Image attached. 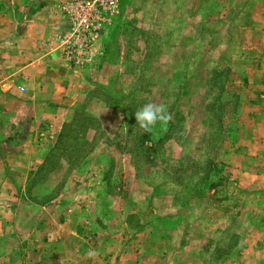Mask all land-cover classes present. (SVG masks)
Segmentation results:
<instances>
[{"label": "rangeland", "instance_id": "1", "mask_svg": "<svg viewBox=\"0 0 264 264\" xmlns=\"http://www.w3.org/2000/svg\"><path fill=\"white\" fill-rule=\"evenodd\" d=\"M54 2L0 0V264H264V0H120L92 64L59 52L67 112L34 117L5 42ZM147 103L166 133L136 124Z\"/></svg>", "mask_w": 264, "mask_h": 264}, {"label": "crops", "instance_id": "2", "mask_svg": "<svg viewBox=\"0 0 264 264\" xmlns=\"http://www.w3.org/2000/svg\"><path fill=\"white\" fill-rule=\"evenodd\" d=\"M197 4L199 6L202 3L198 1ZM57 5L58 1L56 0V2L51 4L48 3L46 6H42L36 10L35 16L38 15L42 17L44 13L48 19H42L44 21L41 20L38 24L31 23L23 33H18L13 37L11 44H9L8 41L5 42L6 48L8 45H11V48L14 50L15 48L17 49L14 51L15 53L18 51V53H21L22 57L25 58L21 66V73L23 76H21L22 81H20V84L26 86V91L24 89V98L26 102L25 110L31 112L34 117L42 116L53 118L54 115L64 116V113L68 110L65 107L75 99L74 96H77L76 88L79 87L78 84H75L77 77L72 74L60 60L59 52L61 45L57 52L52 53L51 51L54 44L57 43V41H55L57 34L54 32H58L61 28L59 24L60 18L57 16L55 10ZM231 5V2L226 1L223 5L225 7L224 10L221 5L222 13L225 14V17L231 15ZM45 11H47L48 14ZM183 12L180 13V20L176 18L178 15L173 14L174 17H171V21L181 22L182 33H198L197 29L190 28L189 13L186 11L185 13ZM213 12L214 11H212V15ZM222 13H220V15H222ZM217 16L218 13H215L213 18L217 19ZM198 17V23L207 22L205 16L200 17L199 15ZM39 18L40 17H38V19ZM33 27L40 33H30ZM48 28H50V30ZM44 31H49V33H42ZM6 37L8 38V33H6L5 38ZM52 54L55 55L54 58H52Z\"/></svg>", "mask_w": 264, "mask_h": 264}, {"label": "built area", "instance_id": "3", "mask_svg": "<svg viewBox=\"0 0 264 264\" xmlns=\"http://www.w3.org/2000/svg\"><path fill=\"white\" fill-rule=\"evenodd\" d=\"M120 0H67L58 5L65 29L61 57L73 69L92 64L100 54L101 38L118 15Z\"/></svg>", "mask_w": 264, "mask_h": 264}, {"label": "clouds", "instance_id": "4", "mask_svg": "<svg viewBox=\"0 0 264 264\" xmlns=\"http://www.w3.org/2000/svg\"><path fill=\"white\" fill-rule=\"evenodd\" d=\"M172 118L168 106L164 103H147L135 112V120L139 128L144 133L153 134L154 136L158 135L157 127H159V132L166 133ZM125 128L127 130L126 126ZM98 254L97 250H89L86 253L89 258L95 257Z\"/></svg>", "mask_w": 264, "mask_h": 264}]
</instances>
